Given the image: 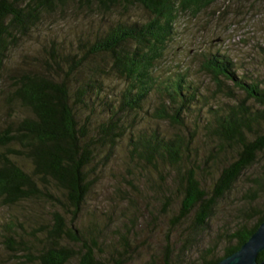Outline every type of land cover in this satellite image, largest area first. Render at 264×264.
<instances>
[{"label":"trees","instance_id":"trees-1","mask_svg":"<svg viewBox=\"0 0 264 264\" xmlns=\"http://www.w3.org/2000/svg\"><path fill=\"white\" fill-rule=\"evenodd\" d=\"M213 1L0 0V83L7 82L0 92L9 117L0 129V203L42 200L54 207L50 220L26 235L12 220L2 225L1 246L20 264H66L72 259L77 264H109L96 255V243H89L75 226L89 189L87 172L97 152L107 147L108 154L124 134L125 114L140 109L153 91L161 101L150 115L179 131L166 135L157 125L130 131L126 153L139 168L145 165L144 171L175 181L181 196L176 221L193 212L195 224L206 225L217 201L264 151V81L238 75L231 60L210 54L203 69L214 92L233 100L234 89L243 93L237 102L214 108L183 75L161 79L153 74L178 14L200 10ZM68 3L92 15H112L117 7L139 5L150 17L109 23L92 39L80 38L73 52L62 53L51 44L40 69L9 74L5 82L2 71L9 50L28 37L47 12L65 9ZM97 57L104 63L94 62ZM110 71L125 81L113 104L105 93L104 77ZM97 108L107 115L94 126L93 134L90 120ZM254 124L259 131L252 129ZM182 128L189 136L202 128L217 141L215 150L227 146L235 151L234 158L218 170L210 190L199 178L202 164L190 154ZM215 150L209 153L212 164ZM13 158L28 160L31 168L24 169V162L23 167ZM254 181L256 191L245 195L247 206L241 210L245 222L229 234L222 255H202L200 264H215L236 251L264 220V177ZM260 195L262 203L257 200ZM263 258L264 250L257 260Z\"/></svg>","mask_w":264,"mask_h":264},{"label":"rangeland","instance_id":"rangeland-1","mask_svg":"<svg viewBox=\"0 0 264 264\" xmlns=\"http://www.w3.org/2000/svg\"><path fill=\"white\" fill-rule=\"evenodd\" d=\"M149 17L139 5L127 9L117 7L112 15H92L72 3L65 9L47 12L29 36L9 50L3 80L6 82L9 74L40 69L51 44L62 53L73 52L80 38L92 39L109 23L144 21ZM210 54L224 55L231 60L238 75L264 81V0H215L200 10L180 12L173 34L155 62L153 74L161 79L183 75L196 92L210 101L207 103L210 107L237 102L243 97L237 89H234L236 100L214 92V85L203 69ZM97 61L103 64L104 58H94V62ZM83 71L86 72V68ZM104 82L108 102L113 104L125 81L110 71ZM6 83H0V89ZM160 101V96L153 91L140 109L125 114L121 120L124 134L111 152L105 153L107 147L97 152L87 172L89 189L75 226L89 243H96V255L109 264H200L202 255H222L229 234L246 220L241 213L247 206L245 195H252L256 191L254 180L264 177L263 151L257 154L255 163L243 171L231 190L217 201L206 225H196L193 212L176 221L181 196L175 181L144 171L145 165L139 168L126 153L130 131L156 125L166 135L179 131L174 124L150 115ZM247 103L252 107V101ZM106 115L97 108L90 120L91 133H95L94 126ZM7 122L9 117L0 92V129ZM252 129L259 131L255 124ZM181 130L186 133L184 139L190 154L202 164L199 178L210 190L218 170L234 158L235 151L227 146L220 152L215 150L217 141L202 128L192 136L186 128ZM211 148L217 151L214 164L209 157ZM13 159L20 165L24 162L25 167L21 165L24 169L31 168L28 160ZM261 197L257 199L260 203ZM53 209L42 200L21 201L10 206L0 203V229L12 220L17 226L21 225L18 230L26 235L40 223L48 222ZM2 241L0 236V264H20L1 246ZM66 264H77V259Z\"/></svg>","mask_w":264,"mask_h":264},{"label":"water","instance_id":"water-1","mask_svg":"<svg viewBox=\"0 0 264 264\" xmlns=\"http://www.w3.org/2000/svg\"><path fill=\"white\" fill-rule=\"evenodd\" d=\"M262 250H264V220L236 251L221 258L215 264H264V258L257 260Z\"/></svg>","mask_w":264,"mask_h":264}]
</instances>
